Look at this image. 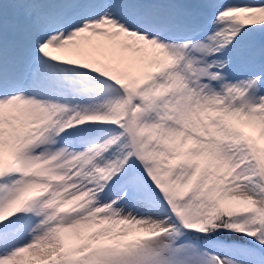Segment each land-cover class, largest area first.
I'll return each instance as SVG.
<instances>
[{
  "label": "snow or ice",
  "instance_id": "obj_1",
  "mask_svg": "<svg viewBox=\"0 0 264 264\" xmlns=\"http://www.w3.org/2000/svg\"><path fill=\"white\" fill-rule=\"evenodd\" d=\"M0 264H264V0H0Z\"/></svg>",
  "mask_w": 264,
  "mask_h": 264
}]
</instances>
